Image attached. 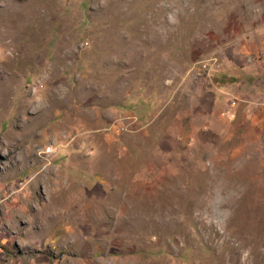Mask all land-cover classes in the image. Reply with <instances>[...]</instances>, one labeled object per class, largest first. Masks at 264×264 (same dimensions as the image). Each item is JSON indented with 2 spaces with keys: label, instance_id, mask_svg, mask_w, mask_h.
Segmentation results:
<instances>
[{
  "label": "rangeland",
  "instance_id": "obj_1",
  "mask_svg": "<svg viewBox=\"0 0 264 264\" xmlns=\"http://www.w3.org/2000/svg\"><path fill=\"white\" fill-rule=\"evenodd\" d=\"M0 264H264V0H0Z\"/></svg>",
  "mask_w": 264,
  "mask_h": 264
}]
</instances>
